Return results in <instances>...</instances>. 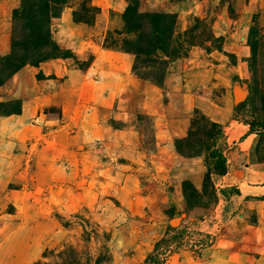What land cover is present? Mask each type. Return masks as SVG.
<instances>
[{
	"label": "rangeland",
	"instance_id": "obj_1",
	"mask_svg": "<svg viewBox=\"0 0 264 264\" xmlns=\"http://www.w3.org/2000/svg\"><path fill=\"white\" fill-rule=\"evenodd\" d=\"M63 1L0 85V264H264V0Z\"/></svg>",
	"mask_w": 264,
	"mask_h": 264
},
{
	"label": "trees",
	"instance_id": "obj_2",
	"mask_svg": "<svg viewBox=\"0 0 264 264\" xmlns=\"http://www.w3.org/2000/svg\"><path fill=\"white\" fill-rule=\"evenodd\" d=\"M25 3L24 8L14 9L13 19L18 15V18L21 19V24L23 29L19 38L15 41L12 40L10 43L11 51L9 55L0 56V85L7 80L11 75H13L22 65L30 64L29 54L33 50H38L40 47H47L51 45L52 50H60L58 46L53 42L50 36V30L48 25L51 19L58 17L60 12L59 3H64L63 0H22ZM31 3V4H29ZM19 10V11H18ZM130 10V9H129ZM129 10H126L122 13V21L130 28L131 26V14ZM19 12V13H18ZM134 12V11H133ZM145 15L149 16L151 22L153 23L152 33L148 36L147 41L153 46H166V40L171 34L170 25L165 24L164 14L163 13H146ZM130 24V25H128ZM126 28V27H125ZM171 31V32H170ZM15 46L20 47V52L16 51ZM175 49L176 48H172ZM146 50V49H145ZM144 50V52H145ZM153 51V50H152ZM152 51L146 50L145 53L150 54ZM50 58L60 57L61 54L53 55L50 53ZM42 61V59H39ZM36 61L35 63H37ZM157 85V84H156ZM159 85V84H158ZM215 127L216 124L212 123L211 126ZM261 128L264 129V123L261 124ZM213 130H217L213 128ZM252 133L248 131L247 134ZM188 138H183V140H177L176 150L180 154L188 155L184 150V146H188ZM186 142V145H184ZM192 146V144H191ZM211 156L215 158V166L218 170L223 171L224 169V157L221 152L212 149ZM258 198L264 199V196Z\"/></svg>",
	"mask_w": 264,
	"mask_h": 264
},
{
	"label": "crops",
	"instance_id": "obj_3",
	"mask_svg": "<svg viewBox=\"0 0 264 264\" xmlns=\"http://www.w3.org/2000/svg\"><path fill=\"white\" fill-rule=\"evenodd\" d=\"M15 3H14V0H0V15H2V13H5V12H9L10 10H11V8H13V5H14ZM12 5V6H11ZM3 28H2V30L3 31H1V34H0V53H4L5 52V50H6V45H7V42H8V31L5 29V25L4 26H2ZM248 135V134H247ZM246 134H245V136H247ZM244 136V137H245ZM260 188V192H261V194L259 195V196H252V197H254L255 199H257L256 201H258V203H262V202H264V199H261V198H258V197H260V196H264V187H259ZM226 189V190H225ZM235 194V195H238L237 193H238V191L237 190H232V191H230L229 189H227V188H224V190H223V192H222V194H223V198L226 200V199H231L232 198V196H235V195H233V194ZM232 195V196H231Z\"/></svg>",
	"mask_w": 264,
	"mask_h": 264
}]
</instances>
